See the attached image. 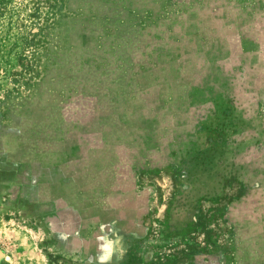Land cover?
Segmentation results:
<instances>
[{"label": "rangeland", "instance_id": "obj_1", "mask_svg": "<svg viewBox=\"0 0 264 264\" xmlns=\"http://www.w3.org/2000/svg\"><path fill=\"white\" fill-rule=\"evenodd\" d=\"M0 264H264V0H0Z\"/></svg>", "mask_w": 264, "mask_h": 264}]
</instances>
